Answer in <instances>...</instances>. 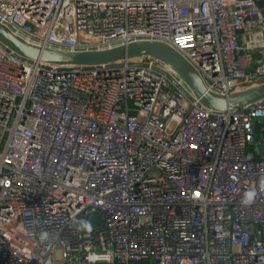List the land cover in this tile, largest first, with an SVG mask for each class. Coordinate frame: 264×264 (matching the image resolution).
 <instances>
[{
  "label": "built area",
  "instance_id": "built-area-1",
  "mask_svg": "<svg viewBox=\"0 0 264 264\" xmlns=\"http://www.w3.org/2000/svg\"><path fill=\"white\" fill-rule=\"evenodd\" d=\"M0 23L42 48L161 41L219 94L264 81L254 0H0ZM254 124L264 141V98L206 108L152 56L60 66L0 43V264H264Z\"/></svg>",
  "mask_w": 264,
  "mask_h": 264
},
{
  "label": "water",
  "instance_id": "water-1",
  "mask_svg": "<svg viewBox=\"0 0 264 264\" xmlns=\"http://www.w3.org/2000/svg\"><path fill=\"white\" fill-rule=\"evenodd\" d=\"M254 1L264 19V0ZM0 43L23 58L60 66H92L124 58L152 56L177 74L201 105L213 110L239 109L264 98V81L227 94L208 90L198 71L178 51L157 40H138L109 48L86 51L42 48L22 40L0 23ZM255 128L254 124L251 144L254 145L259 155L264 156V141L259 140Z\"/></svg>",
  "mask_w": 264,
  "mask_h": 264
},
{
  "label": "clouds",
  "instance_id": "clouds-1",
  "mask_svg": "<svg viewBox=\"0 0 264 264\" xmlns=\"http://www.w3.org/2000/svg\"><path fill=\"white\" fill-rule=\"evenodd\" d=\"M255 196H256V192L254 190L247 192L245 194V197H244L242 203H244V204L251 203L254 200ZM46 238H47L46 234L42 235V237H41L42 240L46 239Z\"/></svg>",
  "mask_w": 264,
  "mask_h": 264
},
{
  "label": "trees",
  "instance_id": "trees-1",
  "mask_svg": "<svg viewBox=\"0 0 264 264\" xmlns=\"http://www.w3.org/2000/svg\"><path fill=\"white\" fill-rule=\"evenodd\" d=\"M250 148H251V150H253V151L255 152V149H254V147H253V146H251Z\"/></svg>",
  "mask_w": 264,
  "mask_h": 264
}]
</instances>
